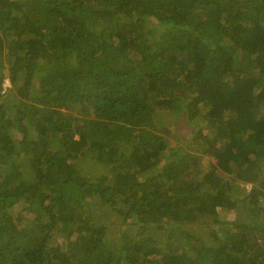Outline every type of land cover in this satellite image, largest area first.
<instances>
[{
  "label": "trees",
  "instance_id": "16d2710c",
  "mask_svg": "<svg viewBox=\"0 0 264 264\" xmlns=\"http://www.w3.org/2000/svg\"><path fill=\"white\" fill-rule=\"evenodd\" d=\"M0 264H264V0H0Z\"/></svg>",
  "mask_w": 264,
  "mask_h": 264
},
{
  "label": "rangeland",
  "instance_id": "374dc122",
  "mask_svg": "<svg viewBox=\"0 0 264 264\" xmlns=\"http://www.w3.org/2000/svg\"><path fill=\"white\" fill-rule=\"evenodd\" d=\"M10 86H11V83H9V85H7L6 89H8ZM4 89H5V87H4ZM6 89L4 91H6ZM8 93L9 92H7V94ZM173 118L176 119L175 122L172 120ZM171 122L175 123V125L170 126L169 124ZM156 123L158 124V127L160 128V130H162L163 132L166 131L167 129H169L170 133H168V134L165 133V134H166V138L168 140V144H169L170 149L173 148L172 149L173 151H176V150H182V151L192 150V151L197 152L196 148H195L196 150L193 149V145L191 144V141H190V139L193 137V133H192L191 128L196 127L195 122H193V124L191 125L192 126L191 128L188 125L186 127H183L184 123H185V118L178 116L177 113L173 112L172 114H167V115L163 114L162 117L158 116V120L156 121ZM54 148H58V147H54ZM209 159H210V161H214V159L212 157H209ZM220 214H221V216L225 217V219H231L234 217V216L231 217L229 212L225 211L224 209L220 210ZM102 216H103V214H102ZM199 225H200L199 223H195V224H193V228H195V230L196 229L199 230L200 229ZM211 227H214V226L211 224ZM128 229L131 232V236H134L136 233H138V230H140L138 225H135V227H133V229L131 227H128ZM209 230H210V226H208L203 231L208 232ZM118 233H119V231H118ZM118 233L116 232V235H112L110 237L112 239L118 238L119 237ZM150 233L154 234L161 242H162V240L165 242H173L174 241L172 238H170L167 235V232H161V231H156V230L152 229L150 231Z\"/></svg>",
  "mask_w": 264,
  "mask_h": 264
},
{
  "label": "built area",
  "instance_id": "2783aa9c",
  "mask_svg": "<svg viewBox=\"0 0 264 264\" xmlns=\"http://www.w3.org/2000/svg\"><path fill=\"white\" fill-rule=\"evenodd\" d=\"M9 83H10V81L7 79L5 84H4L5 89H6L7 85H9Z\"/></svg>",
  "mask_w": 264,
  "mask_h": 264
}]
</instances>
